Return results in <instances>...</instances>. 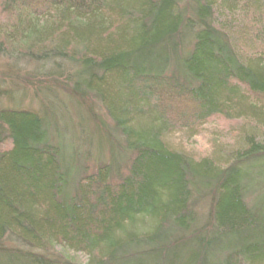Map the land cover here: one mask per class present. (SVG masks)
<instances>
[{"label": "trees", "instance_id": "obj_1", "mask_svg": "<svg viewBox=\"0 0 264 264\" xmlns=\"http://www.w3.org/2000/svg\"><path fill=\"white\" fill-rule=\"evenodd\" d=\"M239 4L253 26L217 23ZM0 14L7 67L40 64L27 83L49 95L40 113L0 108V264H77L58 247L85 264H264V0H0ZM57 90L96 102L111 132L65 139ZM247 115L222 155L166 141Z\"/></svg>", "mask_w": 264, "mask_h": 264}, {"label": "rangeland", "instance_id": "obj_2", "mask_svg": "<svg viewBox=\"0 0 264 264\" xmlns=\"http://www.w3.org/2000/svg\"><path fill=\"white\" fill-rule=\"evenodd\" d=\"M217 19L218 24L226 23L234 28H237L240 24L242 26L243 24L249 27L253 26L252 16L247 6L243 7L241 4L237 5V8L232 12L231 10L219 11ZM4 20V15L0 14V23L5 24ZM13 62L14 60H8L0 55V108L29 109L40 113L43 109L42 102L49 95L42 93L39 88L27 83V78H30L31 74H33L32 72L39 71L40 64L29 63L23 58L17 59L20 66L19 70L21 71L19 75H16L7 67L8 63L12 64ZM45 68H47V65ZM48 68H51V66H48ZM60 68L66 74L73 71L71 66L65 63ZM51 97L55 101L56 124L60 129H65V133H63L65 139L73 135L72 139L74 142H82L86 149L89 137L95 141V133L98 130H104L98 131L104 134L111 132V122L104 116L101 107L96 102L89 100L82 108L78 105L79 102L71 100L68 93L62 90H57ZM89 104L93 107L89 110L90 115H87L86 109ZM81 118H87V125H82L83 131L79 125ZM254 125V119L248 115L230 119L215 117L197 132L173 130L167 133L165 137L170 147L189 153L195 158L214 157L217 154L222 155L224 152L235 149L241 140L243 129L247 130L249 126ZM261 131L264 134V130ZM104 155V160H107L109 153L106 150ZM88 165L91 167L90 170L93 171L94 161L89 162ZM57 254L64 258H69L77 264L86 263L85 255L75 253L68 248L58 247Z\"/></svg>", "mask_w": 264, "mask_h": 264}]
</instances>
